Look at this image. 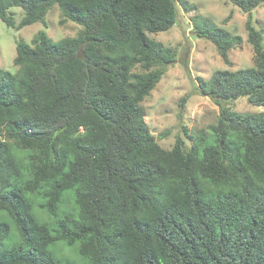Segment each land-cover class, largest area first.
<instances>
[{"label":"trees","instance_id":"trees-1","mask_svg":"<svg viewBox=\"0 0 264 264\" xmlns=\"http://www.w3.org/2000/svg\"><path fill=\"white\" fill-rule=\"evenodd\" d=\"M54 4L82 34L40 30L17 41L15 72L0 68V264H264V110L224 105L264 106L262 32L248 24L254 66L201 79L220 105L210 136L167 149L142 102L176 60L150 36L176 24V0H0V19L15 27L20 7V27L45 22ZM198 18L196 33L229 62L241 36Z\"/></svg>","mask_w":264,"mask_h":264},{"label":"rangeland","instance_id":"rangeland-1","mask_svg":"<svg viewBox=\"0 0 264 264\" xmlns=\"http://www.w3.org/2000/svg\"><path fill=\"white\" fill-rule=\"evenodd\" d=\"M176 0L178 18L176 24L167 31L150 34L154 39L170 45L176 60L167 66L165 74L142 102L146 109V121L158 142L167 149L174 146L178 136L190 145L189 136H210L211 126L220 117V105L208 95L202 93L201 79H210L221 69L237 70L255 65V52L249 41L248 24L260 30L264 36V3L252 11L245 12L230 0ZM15 14L16 26H9L0 19V68L15 72L14 59L17 55V41L31 43L40 30H46L54 41L65 37H78L84 26L64 18L61 8L54 4L45 16V22L36 21L20 27L24 11L20 7L10 9ZM198 17L209 18L215 24L232 34L239 35L242 42L229 50V62L220 54L217 45L210 39L199 36L195 26ZM201 22V19L198 18ZM224 105L238 112H261L264 106L250 102L247 96ZM34 212L43 220L51 217L40 207ZM5 221L9 217L2 214ZM16 230L12 225V233ZM60 258H71L79 263L84 259L73 248L55 245L51 248Z\"/></svg>","mask_w":264,"mask_h":264}]
</instances>
